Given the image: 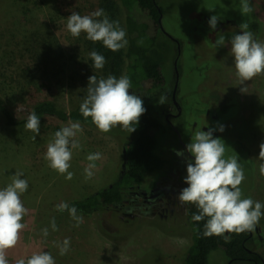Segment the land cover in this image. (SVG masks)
<instances>
[{
    "label": "rangeland",
    "instance_id": "374dc122",
    "mask_svg": "<svg viewBox=\"0 0 264 264\" xmlns=\"http://www.w3.org/2000/svg\"><path fill=\"white\" fill-rule=\"evenodd\" d=\"M249 2L253 14L261 24L258 41L264 42V0ZM159 4L163 9V30L180 43L179 63L183 62L180 87L185 109L184 138L189 134L187 125L201 113L194 106L193 98L184 97L188 94L187 89H191L192 94L197 93L194 97L204 100L207 97L211 110L218 109L221 102L236 100L239 113L223 121L219 128L223 126L224 130L221 132L218 129V132L228 142L238 141L245 150L250 151V156L246 158L252 159L255 168L248 164L237 146L228 147L227 142L221 141L225 143V158L238 154V162L245 176L240 185L243 198H251L264 204V177L259 174V164L262 161L258 159L259 145L264 142V131L260 127L264 119V75H258L241 85L235 76L234 57L230 55L228 43L234 34L233 28L228 26L227 30L224 28L223 32L215 33L217 38L225 36V45L216 48L212 44L211 34L202 31L200 26L203 19L210 20L213 15L220 18L218 23L241 20L244 15L240 13V0H159ZM97 10L98 0H0V97L16 120H23L30 113L28 101L20 94L21 88H25L18 75H21L23 68L28 67L32 71L36 66L32 52L26 54L23 49L32 47L42 56L46 52L40 41L42 39L54 47L57 56H63L60 66L56 67L65 71L64 78L59 79L63 82L64 92L58 96V103L66 110L71 108L68 84L72 86L75 83L77 92L88 86V82H84L90 76L86 74L90 68V56L84 47L86 34L81 33L78 38H73L67 31L66 23L73 12L83 16ZM196 30L205 33L194 34ZM9 34L14 36L13 41ZM25 36L34 41L23 40ZM209 53L217 54L216 58L221 61L220 67L208 71L209 78L203 83L204 77L198 73V68L209 67L211 58L203 59ZM171 70L170 66L169 81L166 84L170 89L173 85ZM72 77L77 81L70 80ZM256 105H262V109H256L255 112ZM67 125L68 123L46 118L40 121V133L36 135L26 131L24 126H6L0 114V188L10 183L11 176L17 171L24 173L20 178L26 179L29 184L27 192L21 197L28 210L22 221L26 227L20 232L17 245L7 252L9 264H16L18 259H27L33 252L41 250L51 253L56 264H183V253L191 243L192 224L188 219L187 209L182 204H176L173 214L169 211V215L164 210L160 212V216L136 217L130 224H116L118 222L113 221L111 215L108 218V215L96 212L84 216L76 213L82 217V223L78 227L74 226L76 221L67 211H57V205L85 199L111 184L120 175L123 133L131 136L119 127L116 128L120 134L115 137L81 125L82 132L77 135L81 147L72 150L69 168L74 175L71 180H67L66 174L60 175L50 169L43 158L54 133ZM169 136L173 139L172 134L158 136L157 145L162 150L165 143L174 142L167 139ZM96 152L101 153L103 158L96 162L93 177L85 180L84 168L89 163L86 157ZM53 218L58 229L56 231L51 228ZM103 223L109 226L115 224L105 228L108 233L115 234L105 233L101 229ZM44 228H48L47 237L42 234ZM257 228L262 230L264 239V216L255 227ZM65 238L70 239V249L66 255L61 256L56 245ZM256 246L254 250L264 262V240ZM226 261L224 253L217 251L209 255L208 264H225Z\"/></svg>",
    "mask_w": 264,
    "mask_h": 264
},
{
    "label": "clouds",
    "instance_id": "9594fccd",
    "mask_svg": "<svg viewBox=\"0 0 264 264\" xmlns=\"http://www.w3.org/2000/svg\"><path fill=\"white\" fill-rule=\"evenodd\" d=\"M253 12L249 0H240L241 15ZM102 17V19H100ZM217 15L211 16L210 28L215 30ZM248 24L239 25L240 34L232 35L228 41L230 55L234 57L235 76L242 85L258 75H264V42L254 38L248 31ZM67 31L73 38L81 33L92 42H102L103 46L115 52L127 46L126 32L119 27V22H112L104 14L103 9L92 12L90 15H80L73 12L66 23ZM214 47L225 45V36L220 35ZM94 62L92 67L99 70L106 63L105 57L96 51L89 53ZM132 84L126 75L116 78L109 75L99 80L95 75L88 78L87 95L80 104L79 111L85 119L91 118L92 124L101 133H108L119 127L122 131L132 133L136 130L140 117L145 113L143 100L139 95L130 94ZM166 95L159 97V103H165ZM26 131L38 135L40 133V117L33 111L24 125ZM220 126L219 131H223ZM82 132L81 124L69 121L67 126L56 131L47 144L44 160L47 166L67 180L73 178L74 173L69 171L73 156V149L81 147L77 139ZM35 139V137H33ZM219 138H213V129L208 131L197 130L191 134V142L186 145V151L192 159L187 163V176L184 183L188 186L179 193V203L194 205L198 214L192 220L205 221L203 236H220L229 240L226 234H240L254 231L262 216L264 204L251 198H243L240 185L245 179L244 170L238 162V154L225 158V143ZM259 174L264 177V142L259 145ZM177 156H183L184 151H177ZM99 152L90 153L86 159L89 162L84 168L85 180L94 175L97 161L101 160ZM187 159V157H186ZM24 173L17 171L11 176V182L0 188V264H9L7 252L14 248L20 239V232L26 227L22 223L28 210L21 197L29 188L28 181L21 179ZM57 211H67L76 221L75 227L82 223L75 207L67 203L57 205ZM53 231L58 230L55 219L51 221ZM44 237L49 235L48 228L42 229ZM183 243V241H181ZM61 256L66 255L70 249V239L65 238L56 245ZM16 264H56L49 252L43 250L33 252L27 259L20 258Z\"/></svg>",
    "mask_w": 264,
    "mask_h": 264
},
{
    "label": "trees",
    "instance_id": "16d2710c",
    "mask_svg": "<svg viewBox=\"0 0 264 264\" xmlns=\"http://www.w3.org/2000/svg\"><path fill=\"white\" fill-rule=\"evenodd\" d=\"M99 9L104 10V14L110 21L119 22V27L126 32L125 38L128 43L126 47L113 52L103 46L102 42H92L86 39L84 47L87 53L89 54L92 51H96L103 55L106 61L104 67L97 70L92 67L94 63L92 59L88 58L90 68L86 74H90V76L95 75L98 80L100 78L106 79L109 75H113L116 78L126 75L129 77L132 84V87L129 90L130 94L134 93L140 96L143 100V107L146 111L140 117L138 125H136V140L131 143L128 148L125 147L124 169L121 166V171L123 170L124 174L121 176L120 173V176L118 175L111 184L93 192L85 199L71 202L68 205L69 207H75L77 213L80 215H91L96 212L102 215H108V218H110L111 215L112 220L118 222L116 224H125L126 221L121 222L118 216L119 199H121V196L129 188L141 186L144 179L148 177L149 174L162 168L165 163L163 159L157 155L156 152L158 149H156V146L158 136H162L163 133L166 132V128L162 124L163 120H159V118L153 113L154 109H156L153 103L154 101L157 102V98L154 94L158 88L166 87V84L169 81L170 66L172 67V81L174 80L173 63L177 57V48L174 42L168 39L160 29L159 19L161 18L162 22L163 9L159 4V0H98V10ZM100 19H102V17ZM204 23L205 19L200 23L202 31L211 34V40L215 43L217 38L215 37L217 35L215 33H221L220 28L213 30L210 28V25L205 26ZM241 23L248 24L249 27L247 30L251 31L254 34V38L258 40L261 24L253 12L244 15V17L242 16L241 20H238L237 22H227L224 28L227 30V27L231 26L234 34H240L239 25ZM204 33L199 32L198 30L194 32V34L200 35H203ZM9 37L13 41L14 36L9 34ZM205 38L207 37L205 36ZM28 39L34 41V39L26 36L23 40ZM40 41L45 47L46 52L42 56H39L37 51L32 47H28L26 50L23 49L26 54L32 52L31 56L36 66L32 71L30 68L25 67L23 68L21 75L20 73L18 75V78H20L23 87L25 88V90H22L21 88L20 94L21 97H24V99L26 98L28 101L30 113L34 111L40 117V121L46 118H51L62 123L78 121L81 125L98 131L92 124L91 118L85 119L79 111L80 104L87 95V86L86 88L82 87L77 92L78 87L75 83L72 86L68 84L67 89L69 90L68 93L71 97L72 104L69 110H66L58 103V96L60 94L62 95L64 92L63 82H60V80L61 78H64L65 71L63 68L57 69L56 67L60 66V59L63 56H57L54 47L49 43H46L44 39ZM206 56L203 59L211 58L209 67L201 66L198 68V73L204 77L203 83L207 77L209 78V76H207L208 71H211L212 68H219L221 62L216 58V53H209V55ZM179 59L177 65H179ZM30 72L31 74H29ZM161 79L162 81L158 82ZM70 80L77 81L74 77ZM86 81L88 82V80H85L84 82ZM79 83L82 84V82ZM195 94L197 95L196 92ZM194 102L195 107L204 106L206 108L208 107L209 100L194 97ZM220 105L221 107L219 111L223 115L219 124L229 118L235 117L239 113V104L236 100L231 99L228 102H221ZM256 106L257 107H254L255 112L256 109H262V107H260L262 105ZM0 114L5 125L9 127L24 126L27 121V118L20 121L16 120L13 114L7 110L5 101L2 97H0ZM260 127H262L264 131V119L262 120ZM103 134L116 137L120 132L117 128H113L110 132ZM123 134L124 145L125 137L128 136H126L125 133ZM222 140L228 143V147H230V145L233 146V148L237 146L236 148L242 153L248 164L254 166V168L256 167L252 159L248 160L246 158L247 156H250V151L248 149L245 150L240 142H228L226 139ZM185 205L188 212V219L192 224V236L190 245L183 253V264H208L209 255L217 251H222L227 259L234 258L248 261L247 259L251 258L257 264H264L257 253L249 254L243 248V246L247 247V242H245L247 239H249L248 242L250 244H253L254 242L256 243L257 241H259L257 243L259 244L260 240H258L256 235H253L250 239L248 237V232L226 234L230 236V239L227 241L224 237L220 236L204 237L203 225L205 221H193L192 216L198 214L197 209L194 205ZM114 225L115 224L109 226L106 223H103L101 229L105 230V233H108L105 228H110ZM113 234L115 233H112V235ZM257 244H253V246L257 247Z\"/></svg>",
    "mask_w": 264,
    "mask_h": 264
},
{
    "label": "flooded vegetation",
    "instance_id": "af4514ba",
    "mask_svg": "<svg viewBox=\"0 0 264 264\" xmlns=\"http://www.w3.org/2000/svg\"><path fill=\"white\" fill-rule=\"evenodd\" d=\"M208 22L209 20H205L204 25L209 26ZM222 24L223 25H217L216 30L220 28L221 32H223L224 26L227 23H222ZM159 25L163 29L161 18L159 19ZM171 41L174 42V40ZM174 44L176 45L177 48V57L175 58V60L176 59L177 60H176V64H174L175 60L173 63L174 80L172 81L173 84L172 88L171 89L169 87L158 88V90L155 93L157 102L153 103L156 107L153 113L157 118H159V120L161 119L163 120L162 124L166 128V132L163 133L162 136H165L166 134H172L173 139L170 138V136L167 139H171L172 142L173 141L174 142L169 144L165 143L164 150H162V148L159 145L156 146V148L158 149L156 152L157 155L161 157L165 162L162 168L149 174V176L144 179L143 184H141V186H135L129 188L125 192L123 191L124 194L121 196V199H119L120 201L118 204V209H119L118 216L119 219H122L121 221L128 222L129 219L128 222L129 224L131 220H134V218L136 217L144 218L146 216H151V217H155L158 215L160 216V212L164 210L167 214H169V211L171 214H173L176 208V204L181 206V203H179L177 197L181 192V190L188 186L187 184L184 183V179L187 176L186 168H187L188 160L192 158L191 155L186 151V145L191 142L192 133H194L197 130L208 131L211 128L213 129V138H219L221 140L226 139L225 137L221 136L218 132L220 119L222 118L223 115L219 111L221 105L216 110H211L208 105H207L208 107L206 108L196 107L197 109L199 108L201 113L199 115H196L199 117L197 118L194 117L192 122L189 125H187L189 134L188 135L185 134L187 138H184L183 127L185 126L183 124V115L185 109L183 106L184 105L183 96L181 95V87H180V77L182 73L183 62L182 64L179 63V65H177L178 59L179 58L181 59V57H179L181 50L178 41L174 42ZM161 81L162 79L158 82ZM182 85H183V81H182ZM190 91L191 89H187L188 94L184 97L186 98L190 97L194 99L195 93L192 94L190 93ZM162 94L166 95V100L165 103L163 104L159 103V97ZM179 94L181 95V97H179ZM128 135L131 136L126 138L122 148L123 169L125 167V154H124V151H126L125 147L128 148L130 144L136 140L137 132L135 130L134 132H132V134L128 133ZM177 151H184V155L177 156L176 155ZM122 172L124 171L123 170L121 171V176L123 175ZM182 206L186 208L185 204H183ZM165 217H169V216H165ZM166 219L167 218H165V220ZM261 232L262 230L257 228L255 229L254 232L253 231L248 232L249 233L248 237L251 239L253 235H256L258 240L262 241L264 239L263 236L261 235ZM248 240L249 239L245 241L247 242V247L243 246L244 250L249 254H253V253L256 254V252H254L255 248L253 244L252 243L250 244ZM260 259L262 258L260 257ZM247 260L248 261L242 259H234V258L227 259L225 264H257L251 258Z\"/></svg>",
    "mask_w": 264,
    "mask_h": 264
},
{
    "label": "water",
    "instance_id": "95a60500",
    "mask_svg": "<svg viewBox=\"0 0 264 264\" xmlns=\"http://www.w3.org/2000/svg\"><path fill=\"white\" fill-rule=\"evenodd\" d=\"M217 25H223L222 23H217ZM160 29L162 30V32L169 38V39H171V40H174L173 38H171L161 27H160ZM174 42H176V40H174ZM177 60V59H176ZM176 60H175V63L174 64H176ZM175 69H176V67H175ZM125 152L126 151H124V154H125ZM123 174H124V172H122Z\"/></svg>",
    "mask_w": 264,
    "mask_h": 264
}]
</instances>
